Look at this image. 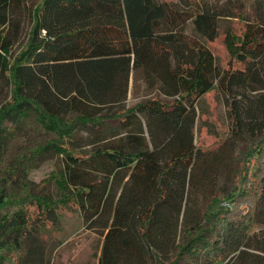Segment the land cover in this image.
I'll return each instance as SVG.
<instances>
[{"label":"trees","instance_id":"1","mask_svg":"<svg viewBox=\"0 0 264 264\" xmlns=\"http://www.w3.org/2000/svg\"><path fill=\"white\" fill-rule=\"evenodd\" d=\"M247 3L244 31L225 27L240 63L227 68L211 42L241 11L202 0H0V264H47V237L64 232L68 209L103 229L100 264H264L263 100L248 120L233 100L231 187L201 221L188 215L205 153L198 102L262 79L264 0ZM132 79L155 94L128 104ZM55 157L60 171L31 177Z\"/></svg>","mask_w":264,"mask_h":264},{"label":"rangeland","instance_id":"2","mask_svg":"<svg viewBox=\"0 0 264 264\" xmlns=\"http://www.w3.org/2000/svg\"><path fill=\"white\" fill-rule=\"evenodd\" d=\"M27 1L31 4L35 0ZM176 1L180 2V0ZM202 1L224 14L235 15L236 12L240 11L243 14V18L222 19L220 35L215 41L211 42L212 49L223 66L233 68L238 64L240 65L236 59L232 58V60L230 58L226 48L225 27L229 24L238 33L244 31V18L250 16L247 0ZM22 16L25 18L24 27L26 30L29 27V18L24 14ZM24 32L23 30V36L14 44L12 52H17L21 47ZM187 32L193 34V31L189 28ZM260 73L262 76L260 82L251 83L246 87H236L231 96L222 90L212 89L198 102L199 117L195 124V143L205 153L196 162L194 168L196 185L189 192L188 208L190 209L188 215L192 221H201L202 214L210 198L217 193H226L231 187L236 169L234 158L236 144L235 138L230 135L232 125L230 106L233 104V100H236L237 111L240 112L241 118L243 120L250 118L247 114L248 107L257 105L260 100L264 101V69H261ZM154 90L149 88L143 79H138V81L132 79L127 103H134L148 95L153 96L155 94ZM2 95L0 94V97ZM158 95L165 98L162 92ZM85 135V133H82L80 138ZM43 137L44 134L39 138L42 139ZM63 166L64 160L55 157L45 161L39 168L33 170L31 177L37 182H41L47 176L60 171ZM63 216L64 232L47 237V244L50 246L47 264H100L104 239L103 229L88 228L81 213L77 210L68 209ZM57 237L62 239L63 242L57 241Z\"/></svg>","mask_w":264,"mask_h":264}]
</instances>
